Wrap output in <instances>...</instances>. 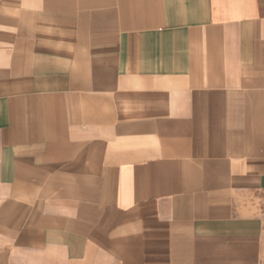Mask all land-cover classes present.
<instances>
[{"label":"crops","instance_id":"obj_1","mask_svg":"<svg viewBox=\"0 0 264 264\" xmlns=\"http://www.w3.org/2000/svg\"><path fill=\"white\" fill-rule=\"evenodd\" d=\"M0 264H264V0H0Z\"/></svg>","mask_w":264,"mask_h":264}]
</instances>
